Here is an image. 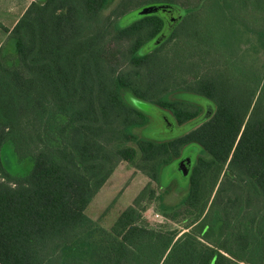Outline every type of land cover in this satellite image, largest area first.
Listing matches in <instances>:
<instances>
[{
    "label": "trees",
    "instance_id": "trees-1",
    "mask_svg": "<svg viewBox=\"0 0 264 264\" xmlns=\"http://www.w3.org/2000/svg\"><path fill=\"white\" fill-rule=\"evenodd\" d=\"M161 2L183 8L166 35ZM6 41L0 264H264V0H33ZM142 103L175 133L140 135ZM124 161L149 180L106 228L86 209ZM154 203L184 230L146 224Z\"/></svg>",
    "mask_w": 264,
    "mask_h": 264
},
{
    "label": "rangeland",
    "instance_id": "rangeland-1",
    "mask_svg": "<svg viewBox=\"0 0 264 264\" xmlns=\"http://www.w3.org/2000/svg\"><path fill=\"white\" fill-rule=\"evenodd\" d=\"M27 1L28 0H20L21 7H23ZM8 2H9L8 0L4 1L5 4H7ZM16 4H17V0H16ZM148 6H153V4L150 3L148 4ZM22 13L23 12H4L3 19L4 21L6 20V22H8V25L10 24L9 26H11L12 22L18 20V18L21 17ZM207 23H204V26ZM204 26H202L201 29L206 30ZM194 27L196 28V31L200 29V26L198 24H194ZM189 29H190L189 27L186 28V30L188 31ZM7 38H8V31L5 30L4 40L0 45L6 42L7 46L9 48H12L13 47L12 44L6 41ZM183 38L185 37L183 36ZM166 46L168 48L170 47L169 44ZM142 107H145L148 110H150L152 112V115L149 124L138 130L140 135L156 139L167 136V134H172V132L171 133L168 132L165 128L164 125L165 118L164 115H161L163 114V112H161L160 109H157L156 107H153L152 105L145 103H142ZM175 131L173 133H175ZM2 155L7 164V167L11 170V172L15 174L25 173L32 166V163L29 159L27 158L20 159L18 157V155L13 149V146L10 143H6L3 146ZM176 167L177 165L174 162L171 166L172 173L170 174V177H168L167 179V180L170 179V183L167 184V187L171 189V194H172V196L169 199H167V201L173 203H175L177 200H179L182 197L184 191L182 188H180V184L183 182L182 181L183 178L179 173H177ZM148 180L149 178L143 173H141L139 170H136L125 161L121 162L116 168L115 172L112 174V176L108 179V181L104 184V186L100 189V191L97 193V195L88 205L86 209L87 214L94 219H100L101 224L104 227L109 228L116 220L119 213L133 201L134 197L144 187V185L148 182ZM158 194L160 196L164 194V198L165 197L167 198V194H165L164 191H158ZM155 213H159L161 216H163V218L155 217L154 215ZM143 221L146 224H149L156 228L168 229L173 226H180V229L184 230L181 227L180 222L172 221L166 216H164V214L158 210L157 203L151 205L144 212ZM232 225L229 226L228 228L229 231L228 244L232 246L234 245L236 247L237 242L233 240V237L235 236L236 232H238V228H234V226ZM242 233L243 230H241V234ZM238 252H240V254L242 255H247V256L248 254H250L249 252L243 249H239ZM253 253L254 252H252L251 254ZM240 264H248V263L240 262Z\"/></svg>",
    "mask_w": 264,
    "mask_h": 264
},
{
    "label": "water",
    "instance_id": "water-1",
    "mask_svg": "<svg viewBox=\"0 0 264 264\" xmlns=\"http://www.w3.org/2000/svg\"><path fill=\"white\" fill-rule=\"evenodd\" d=\"M165 20V28L163 35L168 34L173 27L181 20L183 16V8L177 4L172 3H162L158 7ZM165 128L168 132H174L176 130V122L171 117L167 118L165 121ZM194 161V154L192 152H186L181 158L176 162L178 172L186 176L190 171L191 166Z\"/></svg>",
    "mask_w": 264,
    "mask_h": 264
},
{
    "label": "crops",
    "instance_id": "crops-1",
    "mask_svg": "<svg viewBox=\"0 0 264 264\" xmlns=\"http://www.w3.org/2000/svg\"><path fill=\"white\" fill-rule=\"evenodd\" d=\"M5 0H0V44L4 40L5 30L12 29L18 20L12 22V25L9 26L8 22L3 19L4 12H24L32 0H28L23 7H21L20 0H8L7 4L4 3ZM3 12V13H2ZM2 14V15H1ZM23 14V13H22ZM19 19V18H18ZM1 46V45H0Z\"/></svg>",
    "mask_w": 264,
    "mask_h": 264
},
{
    "label": "built area",
    "instance_id": "built-area-1",
    "mask_svg": "<svg viewBox=\"0 0 264 264\" xmlns=\"http://www.w3.org/2000/svg\"><path fill=\"white\" fill-rule=\"evenodd\" d=\"M154 215H155V217H157V218H158V217L163 218V216H161L159 213H155Z\"/></svg>",
    "mask_w": 264,
    "mask_h": 264
},
{
    "label": "flooded vegetation",
    "instance_id": "flooded-vegetation-1",
    "mask_svg": "<svg viewBox=\"0 0 264 264\" xmlns=\"http://www.w3.org/2000/svg\"><path fill=\"white\" fill-rule=\"evenodd\" d=\"M165 121H166V119H165Z\"/></svg>",
    "mask_w": 264,
    "mask_h": 264
}]
</instances>
